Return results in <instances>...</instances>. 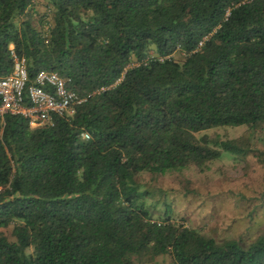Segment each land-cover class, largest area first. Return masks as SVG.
<instances>
[{"label":"trees","instance_id":"1","mask_svg":"<svg viewBox=\"0 0 264 264\" xmlns=\"http://www.w3.org/2000/svg\"><path fill=\"white\" fill-rule=\"evenodd\" d=\"M44 2L36 26L35 0H0V77L13 52L84 101L49 127L0 117V264H264V232L243 247L155 220L136 180L247 152L199 133L264 129V0Z\"/></svg>","mask_w":264,"mask_h":264},{"label":"rangeland","instance_id":"2","mask_svg":"<svg viewBox=\"0 0 264 264\" xmlns=\"http://www.w3.org/2000/svg\"><path fill=\"white\" fill-rule=\"evenodd\" d=\"M34 24L40 17L50 22L51 13L44 0H35ZM153 57V53L150 52ZM173 57L181 60L183 55ZM131 61L130 68L136 66ZM214 140L239 141L245 155L221 152L219 158L202 169L191 166L165 175L142 173L136 177L146 193L144 204L155 220L166 209L174 222L211 237L217 242L234 240L247 247L264 232V129L220 127L197 134ZM12 226L0 234L13 241ZM148 264H171L169 256H160Z\"/></svg>","mask_w":264,"mask_h":264},{"label":"built area","instance_id":"3","mask_svg":"<svg viewBox=\"0 0 264 264\" xmlns=\"http://www.w3.org/2000/svg\"><path fill=\"white\" fill-rule=\"evenodd\" d=\"M207 38L199 42L197 49L203 46ZM12 57V72L0 77V117L20 116L28 121L31 128L49 127L53 125V117L72 115L75 107L84 101L67 89V81L55 72H40L29 81L25 61L13 52ZM120 80L122 78L118 82ZM81 137L89 139L86 133Z\"/></svg>","mask_w":264,"mask_h":264}]
</instances>
